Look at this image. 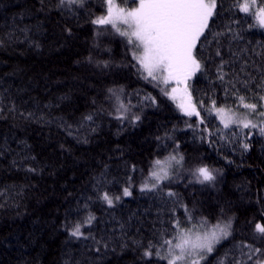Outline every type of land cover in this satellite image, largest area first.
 I'll list each match as a JSON object with an SVG mask.
<instances>
[{
	"label": "trees",
	"instance_id": "16d2710c",
	"mask_svg": "<svg viewBox=\"0 0 264 264\" xmlns=\"http://www.w3.org/2000/svg\"><path fill=\"white\" fill-rule=\"evenodd\" d=\"M117 2L126 8L137 5ZM245 2L250 0H218L219 15L210 27L213 35L230 25L238 33L235 39L231 34L219 38L224 71L243 78L245 67L259 81L264 75V28L256 26L252 13L264 7V0H256L248 13L236 7ZM106 4L86 0L83 9L70 15L58 0H0V264H166L155 255L146 257L145 246L155 242L157 233L168 238L173 207L181 224L190 226L167 191L178 193L181 203L195 208L196 218H207L208 226L232 219L233 236L201 264L221 259L231 264L234 257L253 264L236 245L261 246L252 240L251 230L256 223L264 225V137L258 129L224 128L197 102L203 100L209 108L215 100L217 108L249 113L237 96L256 103L257 90L245 92L237 84L240 91L225 96L226 85L216 78L220 57L214 55L217 47L210 36L203 51L205 59H212L189 88L200 117L185 115L179 100L136 74L124 37L91 23L106 15ZM121 104L127 112L116 111ZM21 113L52 122L27 120ZM88 114L93 121L84 122ZM117 115L125 119L117 120ZM135 116L139 121L129 123ZM200 118L203 124L197 123ZM61 120L72 125L71 135L58 126ZM245 142L250 143L247 151ZM172 155L184 160L160 182L163 192H141L146 181L153 182L149 175L155 161ZM203 166L216 180L211 185L189 183L191 172ZM129 185L132 196L123 197L122 189ZM105 192L121 195V200L110 208L98 199ZM85 206L96 217L93 234L109 240V248L99 254L89 250L91 240L70 238L64 227L82 220ZM155 251L165 254L163 248Z\"/></svg>",
	"mask_w": 264,
	"mask_h": 264
},
{
	"label": "snow or ice",
	"instance_id": "6c2138e0",
	"mask_svg": "<svg viewBox=\"0 0 264 264\" xmlns=\"http://www.w3.org/2000/svg\"><path fill=\"white\" fill-rule=\"evenodd\" d=\"M138 6L125 10L115 5L113 0H107L106 15L92 20L94 25L108 26V30H115L121 37L125 38V44L129 50L131 58V67L136 71L138 76H141L149 82L155 83L160 87L161 92L172 100H179L178 107L187 116L200 117V111L197 110L196 104L192 103L191 93L189 91V81L196 73L205 74L207 71L205 65L211 57L205 59L207 53L203 51V45L208 43L209 37L215 41L217 50L215 57H220V62L217 65V80L226 85L225 96L231 97L234 93L240 91L237 84L244 89L245 92H253L257 90L255 95L258 97L256 103H245L244 96H237L240 105L249 110L250 113L257 115L260 119L258 123H254L247 116L240 118L238 113L231 108H217L216 101L211 100V107L204 108L203 100L197 103L201 109L209 115H215L223 123L224 128H229L232 125H239L245 129H258L261 137H264V75H261L260 80L256 81L250 72H247L245 67H241V72L244 77L241 78L239 73H226L224 71L226 61H224L221 51L220 37L227 38L231 34L235 39L238 33H233L231 25L224 32L212 33L210 21L214 16H218V0H132ZM86 0H58V7L64 9L70 15H74L79 9H83ZM256 0H250L243 5H236L245 13L249 9L255 7ZM253 18L257 19L256 26L264 28V7L256 8L252 13ZM214 22V21H213ZM238 23V21H233ZM118 25L126 26V30H121ZM64 31L71 36V28H65ZM199 45V47H198ZM199 57V58H198ZM203 61V63H202ZM91 62V58H89ZM104 68L108 65L104 64ZM229 76L226 81L225 77ZM162 86V87H161ZM170 86V87H169ZM115 95V90L109 89ZM152 99V97H145ZM127 112L128 108L121 104L117 112ZM3 108H0V112ZM21 115L27 120H36L39 123L48 124L52 121L46 120L43 116H38L35 113H28L27 116ZM117 120H123V115H117ZM140 117L135 116L129 123L139 121ZM84 122L93 121V115L88 114L83 118ZM203 124L204 119L200 118L197 122ZM58 126L64 128L69 135L72 134V125L66 124L62 120L58 122ZM206 131V129H205ZM250 135L246 138H250ZM242 147L245 151L250 148V143H243ZM35 160V157H31ZM169 160H175L178 164L184 160L183 156L177 160L176 156H170ZM156 165H160L161 161L156 160ZM28 171L36 172L37 169L29 168ZM153 181L149 187L146 181L140 187V191H160V182L167 179V173L161 175L160 172L153 170L150 174ZM192 179L189 183L193 184H208L216 180V175L209 170L208 167H197L191 172ZM167 187V185H165ZM129 187L122 189L123 197L132 196V191ZM165 195L170 198V203L176 207L183 209L185 224L190 225L185 227L181 221L176 218L175 207L170 209L172 222L169 227L171 232L165 234L157 233L155 242L149 241L145 246L144 255L152 257L155 255L161 260L166 261V264H201L208 255L215 251V247L223 240H228L233 236L232 219L227 221L217 220L208 227L207 218H196L193 214L195 208H189L187 204L181 203L178 193L167 191ZM98 199L103 200L108 207H114L115 202L121 200V195H116L114 198L105 192ZM87 211V206H85ZM96 220L94 214L87 211V215L77 222H69L64 227L68 230L70 238L76 240H91L90 251L101 253L109 248V240L101 236L99 239L92 232L93 222ZM87 227V232L83 231ZM175 233V235H172ZM251 238L253 241H258L260 247L255 243H241L236 245V249L240 255L247 257L253 264H264V225L256 223L252 225ZM163 248L165 254L161 255L159 251L153 252V249ZM227 257V254H225ZM218 264H224L221 259ZM231 264H242L240 258H232ZM246 264V262H244Z\"/></svg>",
	"mask_w": 264,
	"mask_h": 264
},
{
	"label": "rangeland",
	"instance_id": "374dc122",
	"mask_svg": "<svg viewBox=\"0 0 264 264\" xmlns=\"http://www.w3.org/2000/svg\"><path fill=\"white\" fill-rule=\"evenodd\" d=\"M113 2H114V4L115 5H117V6H119L120 8H122V9H125V10H131V9H133V8H126V7H122V6H120L119 4H118V2H117V0H113ZM138 6V3H137V5L135 6V7H137ZM134 7V8H135ZM124 26V25H123ZM126 27V26H125ZM193 78L194 77H192L191 79H190V81H189V88L191 87V83H192V80H193ZM170 87V86H169ZM223 108V107H222ZM226 109V108H225ZM238 113V115L240 116V118H244L245 116H247V118L248 119H251L254 123H258V121H259V117L257 116V115H255V114H253V113H248V112H245V113H242V112H237ZM232 126H237V127H240V128H242L241 126H239V125H232ZM172 156H176L177 157V155H172ZM178 160V159H177ZM177 164V162L175 161V160H169L168 158H165V159H162L161 160V164L160 165H156L155 163H154V165H153V167H152V169H151V172L153 171V170H155V171H158V172H160L161 173V175H163L165 172L167 173V176L169 177L171 174H170V171H172V168L175 166ZM151 174V173H150ZM170 174V175H169ZM150 176V175H149ZM149 180H151V176L149 177ZM148 182V181H147ZM148 184H149V186H151V182L149 183L148 182ZM114 198V197H113ZM208 227H211V226H208Z\"/></svg>",
	"mask_w": 264,
	"mask_h": 264
}]
</instances>
